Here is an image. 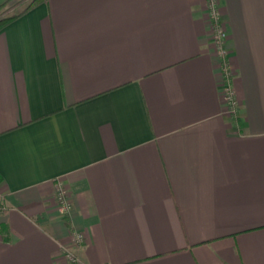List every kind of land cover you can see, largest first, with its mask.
Wrapping results in <instances>:
<instances>
[{
	"label": "crops",
	"instance_id": "crops-1",
	"mask_svg": "<svg viewBox=\"0 0 264 264\" xmlns=\"http://www.w3.org/2000/svg\"><path fill=\"white\" fill-rule=\"evenodd\" d=\"M206 3L45 0L0 28V264H264V0L216 1L226 66Z\"/></svg>",
	"mask_w": 264,
	"mask_h": 264
},
{
	"label": "built area",
	"instance_id": "built-area-1",
	"mask_svg": "<svg viewBox=\"0 0 264 264\" xmlns=\"http://www.w3.org/2000/svg\"><path fill=\"white\" fill-rule=\"evenodd\" d=\"M216 1L217 0H207V11H208L209 18L211 19L215 27V31H216L215 43L217 45L218 52L223 59L224 66H226V52L224 49L225 33L221 29V26L219 24L218 13H217V8H216ZM228 76L229 75L227 72L226 77L223 82V91H222L223 102L225 104L227 112H229L230 114H233L236 111L237 103L235 99L233 98ZM55 201L62 215H65L69 212L71 208V204H70L66 190L60 185L57 186V189L55 192ZM76 242L77 243L80 242L79 237H77ZM64 255L68 262L73 263V264H80L77 257L72 252L65 251Z\"/></svg>",
	"mask_w": 264,
	"mask_h": 264
},
{
	"label": "rangeland",
	"instance_id": "rangeland-1",
	"mask_svg": "<svg viewBox=\"0 0 264 264\" xmlns=\"http://www.w3.org/2000/svg\"><path fill=\"white\" fill-rule=\"evenodd\" d=\"M31 0H10L8 3H6L2 8H0V18L9 17L16 13H18L20 10H22ZM207 1V0H206ZM207 5V3H206ZM0 205L1 208H5L2 203V194L0 193ZM73 264V263H71Z\"/></svg>",
	"mask_w": 264,
	"mask_h": 264
},
{
	"label": "trees",
	"instance_id": "trees-1",
	"mask_svg": "<svg viewBox=\"0 0 264 264\" xmlns=\"http://www.w3.org/2000/svg\"><path fill=\"white\" fill-rule=\"evenodd\" d=\"M10 0H5L4 2L0 3V8H2V6H4L6 3H8ZM45 1V0H31L22 10H20L18 13L9 16V17H4V18H0V28H2L5 24L9 23L10 21H12L13 19L17 18L20 14L24 13L25 11H27L28 9L32 8L33 6H35L36 4ZM4 208H1L0 205V214L3 213Z\"/></svg>",
	"mask_w": 264,
	"mask_h": 264
}]
</instances>
